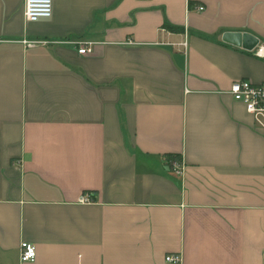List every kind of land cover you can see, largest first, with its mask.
Returning a JSON list of instances; mask_svg holds the SVG:
<instances>
[{
    "label": "crops",
    "instance_id": "crops-1",
    "mask_svg": "<svg viewBox=\"0 0 264 264\" xmlns=\"http://www.w3.org/2000/svg\"><path fill=\"white\" fill-rule=\"evenodd\" d=\"M226 31L264 41V0H0V264H264V131L229 93L264 62Z\"/></svg>",
    "mask_w": 264,
    "mask_h": 264
},
{
    "label": "built area",
    "instance_id": "built-area-1",
    "mask_svg": "<svg viewBox=\"0 0 264 264\" xmlns=\"http://www.w3.org/2000/svg\"><path fill=\"white\" fill-rule=\"evenodd\" d=\"M199 10L203 7L199 6ZM53 10V0H24V17L27 21L34 22L39 19L49 18ZM77 49L79 54H87L91 51L88 43H79ZM252 54L264 62V41H258L251 49ZM229 93L234 100L241 102L246 111L250 113L256 125L264 131V75L263 80L259 83L250 80L240 79L234 80L230 84ZM181 166L174 164V170L181 172ZM91 193L85 192L79 197L80 202H91ZM20 260L22 262L32 261L36 255L35 245L31 242L22 241L19 245ZM165 260L169 262H180L179 254H167Z\"/></svg>",
    "mask_w": 264,
    "mask_h": 264
},
{
    "label": "water",
    "instance_id": "water-1",
    "mask_svg": "<svg viewBox=\"0 0 264 264\" xmlns=\"http://www.w3.org/2000/svg\"><path fill=\"white\" fill-rule=\"evenodd\" d=\"M222 40L230 44L242 46L245 49H252L258 40L247 32L226 31L222 34Z\"/></svg>",
    "mask_w": 264,
    "mask_h": 264
}]
</instances>
